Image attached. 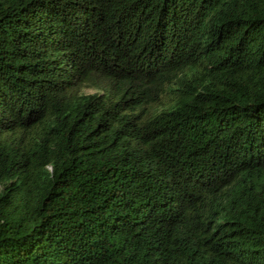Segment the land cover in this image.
<instances>
[{
  "label": "trees",
  "instance_id": "trees-1",
  "mask_svg": "<svg viewBox=\"0 0 264 264\" xmlns=\"http://www.w3.org/2000/svg\"><path fill=\"white\" fill-rule=\"evenodd\" d=\"M0 264H264V0H0Z\"/></svg>",
  "mask_w": 264,
  "mask_h": 264
}]
</instances>
